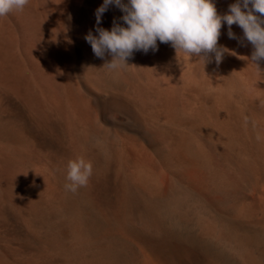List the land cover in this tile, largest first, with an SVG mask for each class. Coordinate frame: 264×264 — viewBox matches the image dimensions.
Returning <instances> with one entry per match:
<instances>
[{"label": "bare ground", "instance_id": "bare-ground-1", "mask_svg": "<svg viewBox=\"0 0 264 264\" xmlns=\"http://www.w3.org/2000/svg\"><path fill=\"white\" fill-rule=\"evenodd\" d=\"M235 2L214 0L219 14ZM102 3L29 0L0 18V264H119L114 237L139 251L124 264H211L164 224L132 229L129 191L160 216L232 175L241 188L232 215L261 216L253 185L264 179V61H249L242 29L234 24L229 39L225 23L218 43L235 55L218 67L157 41V51L134 52V67L102 68L111 56L95 57L85 40ZM122 16L110 5L100 27H126ZM78 157L92 175L72 193L67 165Z\"/></svg>", "mask_w": 264, "mask_h": 264}, {"label": "clouds", "instance_id": "clouds-1", "mask_svg": "<svg viewBox=\"0 0 264 264\" xmlns=\"http://www.w3.org/2000/svg\"><path fill=\"white\" fill-rule=\"evenodd\" d=\"M29 0H0V18L13 11H23ZM114 5L123 12V25L113 21L110 30L100 27L102 16ZM95 32L90 30L85 40L95 57L104 60L102 68L118 70L129 66L134 52L157 51V41L170 44L175 52L188 57H199L203 66L215 62L217 67L224 55H235L219 45L221 29L226 23L229 39H237L232 31L235 24L252 45L249 60L259 69L264 61V0H236L225 14H219L214 0H103L95 10ZM214 54V56L212 55ZM92 175V164L83 157L70 160L67 165L65 190L75 193L86 186Z\"/></svg>", "mask_w": 264, "mask_h": 264}, {"label": "rangeland", "instance_id": "rangeland-1", "mask_svg": "<svg viewBox=\"0 0 264 264\" xmlns=\"http://www.w3.org/2000/svg\"><path fill=\"white\" fill-rule=\"evenodd\" d=\"M262 163H263L262 166L264 167V162ZM211 165H212V169L214 170L213 164ZM164 179L166 180V175L161 174L159 177V182L163 184V182L165 181ZM220 179L221 181L219 182L221 183L218 182L215 185L204 187L200 190H197V192L193 191L192 193V191L186 190L189 192L186 194L187 199L186 200L184 199L185 201H183L182 206H180L179 209H177L176 211L170 212L171 214H169V211L168 212L164 211V213L163 214L161 213L160 216H159L160 213L158 214L151 213L149 210H147L140 203L139 199H137L138 198L137 195L132 190H130L129 200H130V205L132 206V207L130 206V215L131 213L136 214V215L132 214L130 217V220H129V225H131L130 227L134 230H140L141 228L142 229L147 228L148 230L151 229L150 231H153L155 230V227L158 223L164 224L173 230V231L171 230L172 233L175 234L176 238L179 241L184 242L187 239L192 240L195 243V245L199 247V250L201 249L200 251H202L204 254L208 256V260L210 261L211 264H217V263L219 264H223V263L224 264L226 263L227 264H264V230H263L264 221H261L260 223V220L264 219L262 216V214L264 215V212L261 213V216L259 213L256 215L255 214L251 215L250 219L235 218L232 215L231 210H232V204H233L232 201L235 199L237 192H239L241 189L239 179L233 177L232 175H227V177L224 175H221ZM173 185H176V184L173 183ZM253 188L257 192L264 194V190H263L264 189V179H262L260 182H257V184H254ZM179 189L180 191L182 190V188H177L176 190H179ZM131 201L133 204L131 203ZM135 204L136 206H134L135 207L134 208L133 205ZM137 206L141 207L145 211L142 210L141 208L136 209ZM132 208L135 210L134 212H132L133 211ZM84 215L86 218H88L89 221L91 220L93 221L94 215L88 209L84 211ZM149 215L151 216V218H149L150 217ZM257 215L260 217H258ZM171 217L172 218L174 217V218L171 219ZM255 223L256 224L258 223V226H255ZM259 225H261V228L262 227L263 228L261 229ZM250 235H252V237ZM112 239H114L113 241L117 244V247L119 246L120 250L121 248H123V253L121 254V257L118 258L119 264H124V261L121 260V258L134 259L139 256V251L136 248H134V246L132 248L131 244L128 243L123 238L120 237L118 239L114 237ZM254 240L257 242H254ZM126 242L128 243L127 245H126ZM243 245L245 247L244 249H242ZM135 253H136V257H135ZM211 257L214 260L211 259ZM219 261L220 262L222 261L223 263H220Z\"/></svg>", "mask_w": 264, "mask_h": 264}]
</instances>
